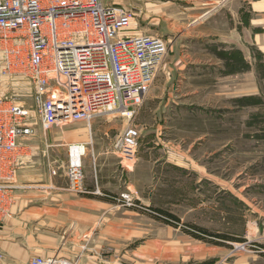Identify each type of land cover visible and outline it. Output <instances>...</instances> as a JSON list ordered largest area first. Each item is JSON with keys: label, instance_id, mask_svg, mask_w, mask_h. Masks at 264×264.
<instances>
[{"label": "crops", "instance_id": "0c3cea01", "mask_svg": "<svg viewBox=\"0 0 264 264\" xmlns=\"http://www.w3.org/2000/svg\"><path fill=\"white\" fill-rule=\"evenodd\" d=\"M210 1L189 0L187 6L178 3L176 8H171L173 15H177L171 27L166 26L167 18L159 17V12L157 17L151 18L148 30L132 24V33L159 34L169 43L168 54L155 79H164L160 84L164 94L167 90V100L157 89L153 91V84L146 99L137 107L138 111L128 115L129 119L124 117L127 114L111 112L88 123L52 125L44 127L48 130L44 139L37 135L36 125L34 135L23 138L29 151L17 171L13 215L0 226V264H30L35 256L56 254L75 260L77 264H114L117 263L113 259L116 255L127 254L130 239L143 237L153 227L156 235L163 233V228L155 223L161 220L157 215L159 210H167L183 221V216L177 213L179 208L197 207L196 203H191L196 189L193 176L197 170L202 173L190 161L194 159L193 154L180 145L186 137L174 135V142L179 147L172 152L161 148L160 143L171 140L167 135L170 124H181V121L197 117L204 119L194 116L206 108L196 103V99L208 88L218 94H227L229 79H235L236 90H243V71H227L228 54L244 53L243 46L229 39L226 33L220 32L221 29L217 33L188 30L212 21L218 26L224 24L225 28L231 23L242 29L244 23L238 14L243 12L244 3L234 11L224 4L227 0H215L213 6ZM248 2L251 7L246 10L251 11V25L259 27V17L264 16V2ZM224 13L233 15L234 20L230 17L231 22H228ZM176 26L177 29H173ZM237 79L241 81L239 87ZM147 116L151 119L143 118ZM133 123L141 133L140 150L134 166L123 168L121 153L116 150L117 138ZM203 135L208 136L205 128L190 143L205 141ZM227 141H223L224 145ZM73 143L81 144L84 149L82 162L90 190L87 193L69 190L65 170L55 164L57 159L62 160L63 154L69 156V146ZM159 171L166 176L171 174L172 178L183 175L194 182H191V188L184 185L185 182L176 185V189H166V185L173 187L174 184L161 183L158 184V197L150 192L147 195L142 181ZM202 187L210 190L211 186L203 184ZM190 189L192 194L188 193ZM126 192L133 197L134 205L124 202L122 193ZM223 200L227 201L226 197L223 196ZM174 229L170 230L172 240L178 233V230L174 233ZM188 235L199 242L207 241Z\"/></svg>", "mask_w": 264, "mask_h": 264}, {"label": "rangeland", "instance_id": "374dc122", "mask_svg": "<svg viewBox=\"0 0 264 264\" xmlns=\"http://www.w3.org/2000/svg\"><path fill=\"white\" fill-rule=\"evenodd\" d=\"M104 1L108 4H120L133 9L136 14L133 25H137L138 28L144 27L147 30L151 18L157 17L158 12L161 13L159 17L167 18L166 26L171 27L172 20L177 16L173 15L175 13L171 8H176L178 3H181L180 6H187L189 3V0ZM227 1L224 4L234 11L244 3L242 4L244 5L243 12L238 14L244 23L242 29L236 28L231 23H228L225 28L224 24L218 26V23L212 21L210 24L206 23V25L192 27L191 30L185 29V31L193 32L195 29H202L207 30L206 33H217L221 29L220 32L226 33L229 39L243 46L244 53L240 52V54L238 51L228 54L227 71L228 73H234L236 70L243 71L244 91L236 90L237 81L235 79H229L227 94H218L212 88H208L196 99V103L203 104L206 108L205 111L196 112L194 116H202L204 119L197 117L195 120L181 121V124L178 122L170 124L167 135L171 140H168L167 144L160 143L161 148L172 152L179 147V144L174 142V135L186 137L185 142L180 145L183 150H188L193 154L194 159L190 161H193L194 167L202 173L199 174L197 170L193 176L196 189L195 199H191L193 201L191 203H196L197 207H180L177 212L183 216V221L180 219V223L157 210V215L161 220L155 223L163 228V233L156 235L153 227L143 237L130 239L127 254L123 255L122 252L121 255L112 257L117 262L114 264H264V16L259 17V27L252 26L251 11L246 10L251 7V3L248 0H233L228 4ZM262 2L264 0H261ZM151 3L156 6L150 5ZM211 3L213 6L216 2L212 0ZM157 4L160 6L158 7ZM191 5L193 6V2ZM224 16L228 22H231L230 17L234 20L233 15L224 13ZM187 18L185 16V21ZM173 29H177V26ZM167 46L168 54V42ZM6 76L0 75V96H16L21 103L31 108L34 122L38 127L37 135L44 139V134L48 130L44 129L38 117L36 93L32 84L21 76ZM155 79L152 83L154 84L153 91L157 89L159 93L164 94L160 84L164 79L157 78V81ZM237 80L239 87L241 81ZM157 86L160 87L157 88ZM164 97L167 100V90ZM140 103H129L131 114L138 111L137 107ZM122 111L115 112L123 115ZM124 117L128 118V115ZM143 118L151 119L148 116ZM203 128L208 133V136L203 135L206 140L191 144L190 141L196 138L197 133ZM225 139L229 141L224 145ZM77 145L79 144L73 143L71 146ZM71 146H69V156L65 157L63 154L62 160L57 159L56 167L61 165L60 169L66 170L70 161ZM209 148L212 149L211 153L208 152ZM136 161V159L135 161H124L121 165L123 168L125 166L131 168ZM172 177L171 174L166 176L159 171L146 176L145 183L142 181V184L148 190L147 195L150 192L154 197H158L160 195L158 184H174L173 187L166 185V189H176V185L185 182L184 185L191 188V182H194L191 179L186 180L183 175ZM203 184H210V190H204ZM153 186L156 188L154 189ZM169 193L172 195V190ZM188 193L192 194L193 191L190 189ZM223 196L227 201L223 200ZM225 211L226 213L223 214ZM192 220L195 224L213 232L228 234L238 240L208 237L210 241L199 242L185 231L188 227L187 222H192ZM173 228H175L174 233L178 230L174 240L169 237L170 230ZM108 258H111V255H108Z\"/></svg>", "mask_w": 264, "mask_h": 264}, {"label": "built area", "instance_id": "2783aa9c", "mask_svg": "<svg viewBox=\"0 0 264 264\" xmlns=\"http://www.w3.org/2000/svg\"><path fill=\"white\" fill-rule=\"evenodd\" d=\"M135 16L104 0H0V75L29 80L44 127L117 110L129 115V103L145 98L168 49L162 35L132 33ZM35 129L31 108L16 96H0V226L13 215L16 175L29 151L22 140ZM140 137L132 124L121 132L122 163L135 161ZM74 157L71 146L68 189L87 193L82 153ZM122 198L134 205L128 192ZM30 264L77 262L56 254Z\"/></svg>", "mask_w": 264, "mask_h": 264}, {"label": "trees", "instance_id": "16d2710c", "mask_svg": "<svg viewBox=\"0 0 264 264\" xmlns=\"http://www.w3.org/2000/svg\"><path fill=\"white\" fill-rule=\"evenodd\" d=\"M161 213L171 217L173 220H175L177 223L180 222V218L175 215L172 214L168 211L165 210H159ZM188 227L185 228V231L187 233H189L190 235L200 238V239H205L207 241L209 238L208 237H216V238H220V239H226V240H238V238H234L232 236H229L228 234H224V233H220V232H213L207 228H204L198 224L192 223V222H187ZM208 238V239H207ZM212 241H216V240H212ZM215 243H220V242H215Z\"/></svg>", "mask_w": 264, "mask_h": 264}, {"label": "bare ground", "instance_id": "6f19581e", "mask_svg": "<svg viewBox=\"0 0 264 264\" xmlns=\"http://www.w3.org/2000/svg\"><path fill=\"white\" fill-rule=\"evenodd\" d=\"M81 145V144H80ZM73 146V149H74V158L77 159L79 157V154L83 153L84 152V149L82 146ZM79 149V150H77ZM79 151V152H78Z\"/></svg>", "mask_w": 264, "mask_h": 264}]
</instances>
